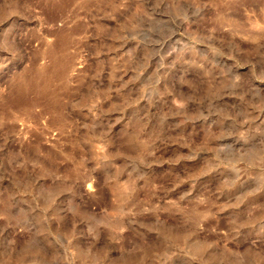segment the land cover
Returning a JSON list of instances; mask_svg holds the SVG:
<instances>
[{
  "label": "rangeland",
  "instance_id": "374dc122",
  "mask_svg": "<svg viewBox=\"0 0 264 264\" xmlns=\"http://www.w3.org/2000/svg\"><path fill=\"white\" fill-rule=\"evenodd\" d=\"M0 0V264H264V0Z\"/></svg>",
  "mask_w": 264,
  "mask_h": 264
},
{
  "label": "bare ground",
  "instance_id": "6f19581e",
  "mask_svg": "<svg viewBox=\"0 0 264 264\" xmlns=\"http://www.w3.org/2000/svg\"><path fill=\"white\" fill-rule=\"evenodd\" d=\"M68 1L69 0H45V2L52 3V4H54L52 6H55L56 8H59V9L65 7V4Z\"/></svg>",
  "mask_w": 264,
  "mask_h": 264
}]
</instances>
